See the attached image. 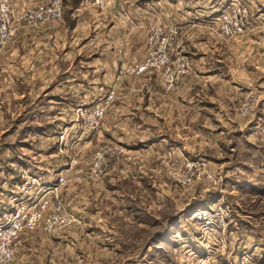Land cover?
Returning <instances> with one entry per match:
<instances>
[{"label":"rangeland","instance_id":"1","mask_svg":"<svg viewBox=\"0 0 264 264\" xmlns=\"http://www.w3.org/2000/svg\"><path fill=\"white\" fill-rule=\"evenodd\" d=\"M232 3L250 6L253 25L245 35L225 39L219 16ZM178 6L154 8L152 26L181 27L171 56L175 61L179 54L189 69L173 79V65L148 70L154 72L147 114L128 124L123 118V132L108 140L99 134L106 114L98 129L87 127L104 95L87 88V97L47 99L63 84H44L43 77L53 74L67 87L69 69L56 73L19 63L24 53L0 41V217L20 202L35 205L45 193L62 201L66 215L52 233L40 228L25 234L12 264H264V0ZM124 23L131 26L134 19ZM148 29L146 54L155 39ZM205 29L223 44L209 55L213 67L202 72L214 80L185 85L201 76L189 35L196 39ZM134 69L124 71L129 77L147 72ZM103 138H122L134 158L126 150L99 181L87 179L80 165L69 184L55 190L72 158L90 159L106 144L121 145ZM125 159L130 162L121 165ZM23 183L29 193L21 191Z\"/></svg>","mask_w":264,"mask_h":264},{"label":"crops","instance_id":"2","mask_svg":"<svg viewBox=\"0 0 264 264\" xmlns=\"http://www.w3.org/2000/svg\"><path fill=\"white\" fill-rule=\"evenodd\" d=\"M42 1L44 0H12V3L15 10L19 11ZM187 1L103 0L102 3H98L97 0H64L63 19L37 28L18 26L7 43L11 48L16 47L18 54L24 53L20 56L19 63H26L35 68H49L56 73L59 69H69L72 76L65 79L68 82L67 87L64 86L63 79H58L53 74H46L43 77L41 82L44 84H63L62 87H55L52 90V97L47 99H62L63 95L69 98H80L81 95L87 97V88H91L94 96L104 95L105 98L114 88L115 100L108 108L99 133L108 140L109 135L123 132L122 126L125 122L120 123L123 118L127 119L125 124H128L131 122L130 117H141L147 114L144 109L150 108L153 81L151 82L149 75L154 71H147L143 76L129 77L131 75H128L124 69L130 65L135 66L145 59V34L147 29L155 23L153 9L162 4L179 8V3ZM97 7H100L102 11L97 10ZM126 10H130V15H125ZM126 17L134 19L133 25H125ZM140 21L143 23H139ZM197 34V44L193 43L196 40L194 37L196 33L189 36L190 38L193 36L190 40L192 48L194 46L193 54L196 56L193 62H196L202 77L188 78L185 85L193 86L201 84L204 80L206 82L214 80L215 75L205 78L202 72L209 65L213 67L215 61L209 58L210 53L222 50L223 44L215 39L218 35L215 37L211 34V36L208 30L197 31ZM246 39L249 38L246 37ZM33 45L41 47H33ZM249 45L252 46V43ZM261 46H263L262 43ZM27 54H29V61L25 57ZM39 57L42 63L38 61ZM22 82L26 83L25 80ZM78 86L85 87L80 91ZM146 89H148V96H146ZM114 141L126 148L131 159L134 158L122 138L110 139L105 143ZM127 162L130 161L125 159L121 165Z\"/></svg>","mask_w":264,"mask_h":264},{"label":"built area","instance_id":"3","mask_svg":"<svg viewBox=\"0 0 264 264\" xmlns=\"http://www.w3.org/2000/svg\"><path fill=\"white\" fill-rule=\"evenodd\" d=\"M102 3L103 0H97ZM65 12L64 0H44L36 5L26 6L16 11L12 0H0V41L6 43L18 26L37 28L42 25L59 21ZM252 12L249 5L244 3L233 4L220 13V34L225 39H232L245 35L252 30ZM148 34H155L147 49L146 58L135 65L138 73L148 70H161L166 67L173 70L169 74L172 79L189 69V62L176 57L172 60L171 49L179 45L181 27L174 23L156 24L148 29ZM179 53V52H176ZM177 63V64H176ZM176 64V66H175ZM115 89H111L104 102L89 113L87 127L90 130L98 129L108 107L114 100ZM252 101L254 102V98ZM246 103L243 111L249 110L251 102ZM85 120L86 115L84 114ZM126 148L119 144H106L98 149L90 159L72 158L57 179L55 190L65 187L70 182V177L77 173L82 165L87 169L86 178L90 181H99L106 173L111 161H120L126 157ZM130 159V157H127ZM43 191L44 188H41ZM21 191L29 193L26 183L21 186ZM65 207L62 201H54L46 193L42 195L35 205L23 201L0 217V264H12L17 247L22 242V237L27 233H33L43 228L52 233L66 221ZM219 215V214H218ZM222 217V216H220ZM219 217V218H220Z\"/></svg>","mask_w":264,"mask_h":264}]
</instances>
